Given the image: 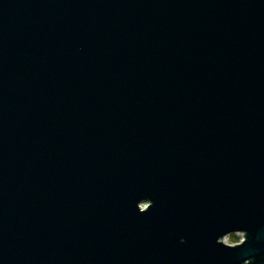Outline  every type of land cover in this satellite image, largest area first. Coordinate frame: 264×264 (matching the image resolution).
Segmentation results:
<instances>
[{
	"label": "water",
	"instance_id": "obj_1",
	"mask_svg": "<svg viewBox=\"0 0 264 264\" xmlns=\"http://www.w3.org/2000/svg\"><path fill=\"white\" fill-rule=\"evenodd\" d=\"M0 264H264V0H0Z\"/></svg>",
	"mask_w": 264,
	"mask_h": 264
},
{
	"label": "rangeland",
	"instance_id": "obj_2",
	"mask_svg": "<svg viewBox=\"0 0 264 264\" xmlns=\"http://www.w3.org/2000/svg\"><path fill=\"white\" fill-rule=\"evenodd\" d=\"M243 237V234H231L229 236H226L223 241L226 243V244H234L236 243L237 241H240L241 238ZM236 241V242H235Z\"/></svg>",
	"mask_w": 264,
	"mask_h": 264
},
{
	"label": "built area",
	"instance_id": "obj_3",
	"mask_svg": "<svg viewBox=\"0 0 264 264\" xmlns=\"http://www.w3.org/2000/svg\"><path fill=\"white\" fill-rule=\"evenodd\" d=\"M237 234H241V233H237ZM244 237V236H243ZM243 237L241 238V240L240 241H237L236 243H234V244H237V243H240L242 240H243Z\"/></svg>",
	"mask_w": 264,
	"mask_h": 264
},
{
	"label": "trees",
	"instance_id": "obj_4",
	"mask_svg": "<svg viewBox=\"0 0 264 264\" xmlns=\"http://www.w3.org/2000/svg\"><path fill=\"white\" fill-rule=\"evenodd\" d=\"M236 242V241H235Z\"/></svg>",
	"mask_w": 264,
	"mask_h": 264
}]
</instances>
